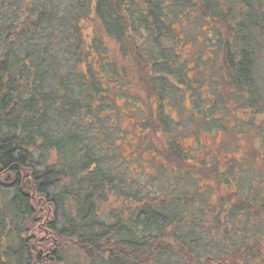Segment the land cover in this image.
<instances>
[{"label":"trees","instance_id":"1","mask_svg":"<svg viewBox=\"0 0 264 264\" xmlns=\"http://www.w3.org/2000/svg\"><path fill=\"white\" fill-rule=\"evenodd\" d=\"M196 13L215 39L220 80L242 104L259 106L264 0H0V264H264V178L245 196L223 194L196 211L180 193L121 190L92 140L107 107L93 67L104 69L96 58L107 44L152 93L156 123L155 77L182 72L163 45L178 40L174 23ZM166 153L186 174L179 147ZM232 160L221 174L189 168L193 183L233 189ZM190 210L213 219L212 230Z\"/></svg>","mask_w":264,"mask_h":264},{"label":"rangeland","instance_id":"2","mask_svg":"<svg viewBox=\"0 0 264 264\" xmlns=\"http://www.w3.org/2000/svg\"><path fill=\"white\" fill-rule=\"evenodd\" d=\"M202 19L196 13L187 24L174 23L172 30L178 40L163 45L171 49L172 58L174 62L179 61L182 72L181 79L168 71L155 77L162 88L159 90L163 97L161 121L151 122L149 116L157 117V105L153 103L149 107L148 103L152 93L143 90L129 65L130 60L123 58L116 44L108 43L109 52L101 53L100 60L96 58L97 65L99 61L98 66L104 69L93 67L100 74L102 98L107 107L100 108L102 112L97 121L100 127L93 125L96 136L92 140L101 155L108 159L111 169L119 174V188L154 196L180 193L181 197L190 199L196 211L223 194L245 196L251 185L255 186L256 177L264 178L261 152L264 92L260 87L263 99L257 107L242 104L243 100L237 99L235 93H229V88L221 81L224 76L220 56L217 59L215 55V39L209 33L204 34L207 27ZM259 68L262 78L264 67ZM97 111L98 108H93L92 117L97 116ZM82 129L92 135L89 125ZM170 144L179 147L185 165L194 170L202 165L218 167L221 174L232 159L236 160L234 177L237 181L233 189L215 187L207 180L193 183L194 170L189 168H182L186 174L176 171L177 164L166 153ZM196 189L199 196H195ZM233 200H237L235 196ZM199 214L190 210L187 216H197L200 227L212 230L214 220L199 217Z\"/></svg>","mask_w":264,"mask_h":264}]
</instances>
